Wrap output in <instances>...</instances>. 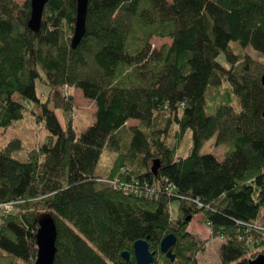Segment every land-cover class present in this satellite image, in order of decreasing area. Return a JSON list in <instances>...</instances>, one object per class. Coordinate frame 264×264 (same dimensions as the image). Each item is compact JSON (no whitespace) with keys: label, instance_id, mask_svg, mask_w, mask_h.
<instances>
[{"label":"trees","instance_id":"trees-1","mask_svg":"<svg viewBox=\"0 0 264 264\" xmlns=\"http://www.w3.org/2000/svg\"><path fill=\"white\" fill-rule=\"evenodd\" d=\"M30 12V0H0V128L23 118L19 94L39 105L49 134L25 161L13 156L20 137L0 146V206L14 202L10 212L0 207V264L36 260L44 212L57 225L55 264H137L139 239L155 252L153 264H200L210 238L187 232L196 213L211 237L225 238L222 264H248L264 253L263 233L245 224L264 225V0H89L76 49L77 0H49L38 32L28 26ZM154 36L171 42L153 48ZM41 72L47 102L36 91ZM70 87L97 107L80 134L72 121L65 130L48 105L71 113ZM131 119L137 124L127 125ZM172 129L179 141L191 131L188 154L168 140ZM213 137L233 145L223 160L200 153ZM104 148L117 155L98 174ZM115 178L162 192L118 191L104 181ZM170 233L174 261L160 250Z\"/></svg>","mask_w":264,"mask_h":264},{"label":"rangeland","instance_id":"rangeland-1","mask_svg":"<svg viewBox=\"0 0 264 264\" xmlns=\"http://www.w3.org/2000/svg\"><path fill=\"white\" fill-rule=\"evenodd\" d=\"M16 1L19 4H23L25 2V0ZM168 1L172 2V0ZM151 42L153 48H160L163 44L170 43L171 39L168 37L161 38L154 36ZM252 53L257 58L262 57V54L258 51L252 50ZM220 59L223 63L227 64L223 55H221ZM41 76L42 78L37 80L36 91L39 99L42 102H47L49 99L50 87L45 82L46 76L43 72H41ZM67 90L69 93H72L76 99L75 107L71 113L67 114L63 109L55 108L52 101H49L48 105L50 108L55 110L65 130L68 128L70 121H72L76 132L80 134L95 121L94 113L97 107L93 100H90L83 95L81 89L70 87ZM15 98L25 104L24 116L20 120H17L8 129L5 130L4 128H0V146H5L15 136L20 137L22 139L23 147L15 151L13 156L19 160L25 161L28 158V151L44 142L49 133L43 121L39 119V105L31 100L22 99L19 94H15ZM130 121L131 122H128L129 126L133 125L134 122H137L135 119H131ZM168 140L172 144H178L179 152L183 154H188L194 144L190 130L179 141V139L174 136V131L172 129L170 135L168 136ZM232 149L233 145L231 143L219 144L216 141V137H213L203 144L200 148V153H211L219 160H223L226 154ZM116 155V151L110 148H104L97 163L96 172L98 174H105L112 166ZM178 204V200H175L170 205L173 218H176L178 215ZM186 230L194 237H199L201 239L210 238L205 246V249L200 251L197 256L200 264H222L219 253L220 246L225 242V238L221 236L211 237V228L208 224L200 222V214L196 213L188 220ZM254 249V246H251V250Z\"/></svg>","mask_w":264,"mask_h":264},{"label":"water","instance_id":"water-1","mask_svg":"<svg viewBox=\"0 0 264 264\" xmlns=\"http://www.w3.org/2000/svg\"><path fill=\"white\" fill-rule=\"evenodd\" d=\"M49 0H30L31 12L28 21L29 28L38 32L41 28L43 12ZM89 0H77V16L74 34L71 40V46L76 49L80 44L86 32V19L88 12ZM262 83L264 85V74L262 76ZM264 116V111H263ZM160 161L154 160L151 166V172L155 175L160 168ZM191 217H187L189 220ZM39 227L36 232V242L38 253L36 260L31 264H55L57 253V225L55 218L51 212H44L38 216ZM177 236L173 233L166 235L161 243L160 250L166 253L172 261L176 258L172 253V246L175 245ZM122 256L126 259L130 258V253L125 251ZM134 256L137 264H153L155 260V252L150 249L149 242L146 239H139L134 243ZM248 264H264V253L258 254L256 257L249 259Z\"/></svg>","mask_w":264,"mask_h":264},{"label":"built area","instance_id":"built-area-1","mask_svg":"<svg viewBox=\"0 0 264 264\" xmlns=\"http://www.w3.org/2000/svg\"><path fill=\"white\" fill-rule=\"evenodd\" d=\"M104 181L108 182L109 184L112 185L113 189L118 190V191H125V192H133L139 195L145 194L149 196H156L162 192L161 188L159 187L156 189L154 186L150 185L149 183H144L141 181H134V182H129V181H123L120 180L119 178H115L113 180H105ZM174 185H170V189H174ZM172 191H169V194H172ZM14 202L12 203H4L0 207L4 212H10L13 209ZM200 206H202V203H199ZM249 228H253L255 230H258L260 233H263L262 238L264 239V225L261 223H245Z\"/></svg>","mask_w":264,"mask_h":264},{"label":"crops","instance_id":"crops-1","mask_svg":"<svg viewBox=\"0 0 264 264\" xmlns=\"http://www.w3.org/2000/svg\"><path fill=\"white\" fill-rule=\"evenodd\" d=\"M95 103V102H94ZM96 104V103H95ZM128 122H131L130 120L128 121ZM137 124V122H134L133 123V125H136ZM127 125H128V123H127ZM262 220H264V218H261Z\"/></svg>","mask_w":264,"mask_h":264}]
</instances>
